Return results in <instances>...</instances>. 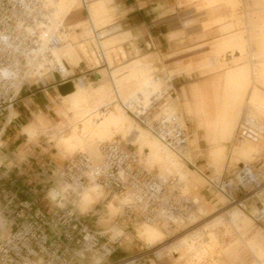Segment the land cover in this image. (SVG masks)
Returning a JSON list of instances; mask_svg holds the SVG:
<instances>
[{"label": "crops", "instance_id": "crops-1", "mask_svg": "<svg viewBox=\"0 0 264 264\" xmlns=\"http://www.w3.org/2000/svg\"><path fill=\"white\" fill-rule=\"evenodd\" d=\"M68 1L66 0V2ZM179 1L88 0L91 18L88 10L80 5L77 8L75 6L70 9L63 20L65 19V26L69 27L68 30L74 33L78 40L80 37H84L79 41L86 40L85 35L88 36L91 33L95 37L96 35L99 36L98 44L99 48L101 47L102 49L100 33L108 32L112 34V32L121 27L122 32L115 33L111 37L105 38L104 41L118 43L122 36L131 35L139 49L152 50L151 54L161 52L163 55L170 56L171 59H174L171 62L172 64L183 62L191 56L187 55L191 51L186 52L185 49L219 36L216 25L207 31L203 28V23L212 20L219 21L223 16V12H220L219 15L211 12L201 13V11H197L191 6L179 4ZM217 2L219 1L209 0L210 7L217 5ZM236 2L234 0L235 4ZM97 8L107 12H100L99 19L101 21H111L113 16L112 9H114L117 20L114 23L109 22L96 26L94 14ZM86 22L90 26L80 28ZM237 23L239 22L233 19L228 25L224 26V29H232ZM112 24H118V26L106 29ZM241 31H235L234 33ZM225 38L220 39L216 45L217 51L222 49L219 61L216 53H214L203 64L207 67L206 71L221 74L203 83L195 82L190 84H184L185 76L183 74L172 77L175 96H177L178 90L181 94L186 92L185 95L189 99L185 102V111L188 116H192L197 120L199 127L204 129L205 138L211 145L208 155L209 164L214 168V177L216 178L218 173L217 165L224 159L227 148L226 143L234 140L244 108L248 109V117L255 116L264 122V94L258 91V81L264 73V36L260 40V50L251 59L244 35ZM84 44L88 48L87 40L86 43L79 44L80 48ZM103 50L105 51V49ZM134 51L138 52L137 48H134ZM237 51L240 53L238 56L235 55ZM84 53L83 50L82 54L90 62L89 56ZM226 54H231L232 59H224ZM146 57L147 55L142 57L143 59H124L128 63H118L119 65H115V69L112 70L110 68L108 70H96L95 72L100 74L101 79L98 83H93L89 78L76 75V71L82 67L84 59L73 45H68V53L66 54L63 51V62L70 74L69 81L75 83L76 91L74 93L67 96H62L59 93L58 85L63 82L55 72L44 76L42 79L31 80L16 90L13 103L6 116L1 120V239L6 238L12 231L14 226L12 213L20 200H31L47 212L53 210L55 202L50 200V191L53 188L61 190V185L64 182L61 180L59 173L73 157L67 158V155L74 152V150L67 149L59 140L63 133L74 131L70 127L73 124L72 112L65 103H72L78 117H84V109H88L86 114H91L90 119L97 111L106 106L110 107L113 105L112 111L117 106L123 108L120 101H123V99L127 100L136 94L134 82L130 78L124 81V78L130 76V66L135 64L134 70L137 73V82L141 84L143 78L148 77V73L138 64L140 60H143L144 66L149 67L150 65L145 60ZM70 61L76 64H72ZM107 72L110 78L114 80L112 86L117 88L118 93L115 91V94L117 93L116 98L107 81ZM122 74L125 75L121 77ZM150 75H152L151 73H149V77L152 78L153 76ZM86 79L89 81L88 84ZM162 79L169 88L167 81L164 78ZM120 81L123 83L122 86L119 85ZM95 84L100 85L93 87L92 85ZM57 99H60L59 103H57ZM137 99H141L142 102L140 111L144 112L147 110L151 105L150 99H153L150 89L147 88L145 93L132 98L134 101ZM158 99L160 98H157L156 101ZM90 102L92 103L89 104ZM83 103L86 104L84 105ZM127 115L129 114L127 113ZM127 115L123 118L126 124L118 128H108L102 125L96 127L100 131L123 132L124 135L136 131L138 129L137 126ZM193 134L195 138L192 141L197 142V130ZM137 135L143 136V138L139 139H148L149 145H152L156 140L150 137L143 129L140 134L136 131V137ZM234 145L235 142L232 146ZM191 147L192 143L189 145V150L186 154L188 160H191L193 152ZM245 155L249 156L250 154L245 153ZM172 162L174 163L173 160ZM62 192L64 194L65 191ZM98 200H100V197L96 195L91 196V198L85 197L83 199V208L91 207ZM70 202L73 203L72 200ZM76 209L78 208L76 207ZM86 263L88 264L89 261H86Z\"/></svg>", "mask_w": 264, "mask_h": 264}, {"label": "built area", "instance_id": "built-area-1", "mask_svg": "<svg viewBox=\"0 0 264 264\" xmlns=\"http://www.w3.org/2000/svg\"><path fill=\"white\" fill-rule=\"evenodd\" d=\"M81 2L88 10V0ZM52 13L50 0H0V133L1 120L12 105L17 88L30 80H38L39 73L52 59L51 49L63 42V29L56 33L50 30ZM98 38L96 35L95 39ZM100 51L102 63L108 66L104 50L101 48ZM39 64L43 66L39 67ZM51 71L57 73L63 83L70 80L58 69ZM160 77L167 81L169 88L144 112L140 111L141 99L120 103L137 123L157 136L182 160L196 167L186 158L192 134L182 126L179 116L169 111L165 102L175 94L172 78L164 74ZM263 129L264 122L248 117L247 113L241 117L234 140L241 143L248 138L256 139L264 134ZM101 150L103 159L100 163L93 162L87 153L78 152L61 169L60 178L69 188L64 194L50 197L55 202L51 212L28 199L18 202L12 213V231L6 238H0V264H82L89 255L112 256L120 246L121 236L94 229L70 202L90 183L124 199L115 222V227L124 230L141 222L168 229L179 228L189 222L192 213H196L191 196L180 195L175 179L152 175L142 163L138 150L118 140L102 143ZM199 172L230 203L248 212L255 222H264L262 171L242 163L232 174L219 180L203 170ZM257 191L261 193L260 197L256 196ZM155 259L156 253L144 251L113 264H153Z\"/></svg>", "mask_w": 264, "mask_h": 264}, {"label": "rangeland", "instance_id": "rangeland-1", "mask_svg": "<svg viewBox=\"0 0 264 264\" xmlns=\"http://www.w3.org/2000/svg\"><path fill=\"white\" fill-rule=\"evenodd\" d=\"M71 1L72 0H69L67 3H70ZM218 1L219 2H217V5H215L214 7H210L209 0L179 1V4H185L186 6H191L195 8L197 11H201V13L211 12L212 14L214 13L219 15L220 12H223V16L219 21L212 20L210 22L203 23V28L207 31L211 29L214 25H216L217 26L216 29L219 36H217L216 38H212L211 40L206 41L204 43L194 45L185 49L186 52L191 51L190 53L187 54L191 56L188 57L183 62L180 61L171 64V62H173L174 59H171L170 56L168 57L167 55H163L161 52L151 54L152 50L139 49V47L134 42V39L131 35L122 36L121 40L118 43L116 42L110 43L104 41L105 38L111 37L115 33L122 32L123 30L121 29L120 26H119L120 29L112 32V34L111 33L108 35L105 34L104 37L101 36L102 38L100 41H101V45L103 46V49H105L104 53L106 57H108V63H109L108 66H104V64L102 63L101 51L97 44L99 40L94 41L95 36L92 35V33L88 36L85 35V38L87 40L88 52L90 51L89 53H91L93 51L96 53L95 58L98 60L100 64V67L98 69L92 68L90 62L82 54L83 48H80L79 44L83 42L86 43V40L83 41H79V40H82L84 37H80L78 40V37H75L74 33H72L70 30H67V33L63 35L65 41V50L63 51H65L67 54L68 45L74 46L75 50L84 59V62L82 63V67L76 71V75L80 77L89 78L91 82L96 81L94 80V77L92 75L96 70H102V69L108 70L109 68L110 70H112L115 69L114 67L118 63L121 62L122 63L124 62V64L128 63L125 62L126 59L129 60L131 58H135L136 56L139 57H136L135 59L137 58L140 59L147 55L145 60L150 66L145 67L144 66L145 63L143 60H140L138 65H141L140 67H143V70L146 73H148V77L143 78L141 84L138 83L137 73L136 70H134L135 64L130 66L131 69L130 76L125 77L124 81L130 78V80L134 82L135 84L134 91H136V94L127 100L123 99V101L128 102L132 100V98L138 96L139 94L145 93L146 89L149 88L150 93L153 96V99H150L152 103L154 100L162 96L164 91H166L165 90L166 88L168 89L167 85L163 82V79L160 77L162 74L166 75L169 78H172L175 75L183 74L185 76L184 84H190L195 82L203 83L212 79L214 76L221 74V73H213L210 71H206L207 67L203 64L214 53H216L217 59L219 61L220 55L222 53V49L217 51L216 45L218 41L224 37L230 38L236 35H244V39L246 41V45H247L246 47L248 49L250 59L254 56L256 52L260 50V43H261L260 40L264 36V0H236L237 1L236 4L234 3V0H218ZM65 2L66 0H60L59 5L57 6V14L61 20H63V18L65 17L64 15L68 13V9H67L68 5L65 4ZM80 5L81 4L78 0L77 4L74 3L73 7L76 6L75 8H77ZM101 11L107 13L105 10H100L98 8L96 9L94 14V20L96 21L95 22L96 26H100V24L101 25L107 24L109 22L114 23L115 20H117V16H115L114 14V9H112L113 16L111 18V21H101L99 19ZM232 15H234V17H232ZM233 19H236V21H238L239 23H237V25L232 29H224V26L228 25L229 22H231ZM89 26L90 24L86 22L82 24L80 28H85ZM114 26H118V24H112L106 29L113 28ZM78 30L81 31L80 29ZM235 31L236 32L241 31V32L234 33ZM100 34L102 35V32ZM134 48H137L138 50L137 53H135ZM70 62L72 64H76L73 63L72 61ZM149 73L152 74L150 75L153 76L152 78L149 77ZM108 74L109 73L107 72L106 73L107 81L109 82L113 90V95L116 98L117 93L115 94V91L117 92L116 90L117 88L116 86H112L113 85L112 82H114V80H112V78H110ZM124 75L125 74H122L121 77ZM100 77L101 76H99L98 78ZM72 79H74V77H72ZM86 83L87 84L89 83L88 79H86ZM99 85L95 84L92 86L97 87ZM119 85L122 86L123 83L120 81ZM258 89H259L258 91L264 94V73L263 76H261L258 81ZM88 93L91 94L90 91H88ZM185 93L181 94L180 91L178 90L177 96H175V94L172 96V98L169 96L165 100V102L169 106H173V105L176 106L177 109L176 114L179 116L180 122L183 124V127L186 128V130L192 134L189 143V145H191L192 143L191 149L193 150L190 162L195 164L196 167L192 166L188 162H185L184 160H181L174 152L167 149L160 142L157 143L155 148H152L149 147L148 139L147 140L139 139V138H143L142 135H137L136 137V131H138L140 134L142 129L139 127L138 123H136L131 118L130 115L127 116L138 128L136 129V131H132L128 133L131 134L132 140H128V138L126 137L127 134L124 135L123 132H104L98 130L97 127H94L92 119H90L91 114L90 115L86 114L88 112V109L86 108L84 109V113L86 117L85 116L78 117V114L75 112L72 103L71 102L65 103L67 108L72 112L71 115L73 117L72 119L73 124L70 127L71 129H74V131L72 132L68 131L63 133L59 139L60 142L67 149L74 150L73 153L67 155V158L74 156L78 152L82 151L88 153L93 161L100 162L102 160L100 143L107 141L118 140L122 142V144H124L125 146L136 150L138 149L139 145L144 146L146 149L151 150V152H153V154L155 155L154 158L156 160L155 163L158 164V167L147 168V170L152 175L158 176L159 173L162 174L167 164L169 166L172 165V160H173L175 164L178 163L177 164L178 171H171V172H175V174H180L182 176H193V178H195L194 175L199 176L203 182L198 186L197 189L196 188L192 189L186 195L191 196V198L193 197V195H198L200 197L201 204L207 206V209L209 210L207 214H202L197 212V207L195 208L196 214L198 215V222L196 224H191L188 222L179 228H172L169 230H165L163 227L159 225L167 236L165 243L162 245H158L157 247L148 246L145 242L138 240V238L135 236L136 234L135 227L138 224L135 225L133 228H129L127 230L119 228L123 230V234L121 235L120 246H118L116 252L112 254V256L98 257L94 255H89L85 260H83L85 261L84 263L83 261L81 262L82 264H85L86 261H89L88 264H113L114 262H116L121 258L136 255L144 251L156 253L157 259H155V263L153 262V264H191L190 260L186 259L185 257H181L180 259H177L179 255L174 254V251L181 252L184 249L185 242L183 243L182 242L174 243V242L178 238L187 235L194 229L203 227L206 223L220 216H222L225 219V221L223 224L219 225L215 230L217 235V244L215 245L214 250L208 253L202 259V261L200 262L195 261L194 264H264V222L261 223L255 222L248 214V212L242 210V212L248 215L253 221L251 226L246 227L247 230L242 235L244 236L243 238H247L248 241H252V244L254 243L253 248H249V247L247 248L245 244L242 242L237 230L234 229V227L228 221L229 218L228 211L239 208L235 206V204L230 203L226 197H224L217 190H215L205 179V177L199 172V170H203L204 172H207L210 175V177H214L215 171L214 168L209 164V156H208L209 150L211 149V145L208 143V141L205 138L204 129L198 126L197 120L194 117L187 115L185 111V102L187 99H189V97L185 95ZM59 102L60 99H57V103ZM91 103L92 102H90L89 104ZM83 104L85 105L86 103ZM110 108L111 110L109 111L111 112L113 105H111ZM102 110H106V107L102 108ZM243 112H244L243 115L247 114L248 109L244 108ZM179 113L183 114L184 120L183 117L179 115ZM196 130H197V136H196L197 142H193L192 139L195 138V135L193 133L196 132ZM234 142L237 143L235 140L226 143L227 148L223 157L224 159L217 165V171H218L217 178L225 177L227 176V174H232L239 164L248 163V162H251L250 164L254 168L258 169V171H262L264 173V166H262L264 165V140L258 142L247 141L244 145L239 144L232 146ZM153 144H155V142ZM245 153H249L250 155L246 156ZM161 162H163L162 168L159 165V163ZM61 186H62L60 188L61 190L63 189L64 186L67 189L69 188L64 183ZM67 189L65 190V192L67 191ZM88 189L85 191V193L81 198L79 196L73 198L72 200V202L76 205L75 208L76 207L78 208L79 206V209H76L77 213L80 214L81 218L84 219L86 223L92 225L94 229L99 231H108L110 234H112L111 230L108 227L109 225L98 223L100 217H107L105 204L107 203L108 200L105 197H107L110 194L106 192L105 196L101 200L95 202L96 204L93 203L94 205L92 204L91 207H87L86 209H84L83 208L84 195L88 191L86 198H89L93 196L95 191L93 188H88ZM178 191L180 195H184L180 192L179 188ZM255 193H257L256 196L258 197L261 196V193H258V191ZM253 210L254 209H252V211ZM110 212H113V210L110 209ZM118 214L115 215L113 218H111L110 224L112 226H115V222L117 221ZM102 221L106 222L107 220H102ZM127 236L130 237L128 240L126 239ZM172 243L174 244L172 245L171 250H166L161 257L158 256L157 253L158 250ZM230 245H232V253L230 257L226 258L224 251Z\"/></svg>", "mask_w": 264, "mask_h": 264}, {"label": "bare ground", "instance_id": "bare-ground-1", "mask_svg": "<svg viewBox=\"0 0 264 264\" xmlns=\"http://www.w3.org/2000/svg\"><path fill=\"white\" fill-rule=\"evenodd\" d=\"M77 1L78 0H72L70 3L65 2V4L68 5L67 6L68 11L70 9H72V7L74 6V3L77 4ZM59 3H60V0H50V4L53 7L50 30H51V32L56 33L58 30L63 29L62 30L63 32L62 31L61 32L64 35L65 33H67V30L69 29V27L65 26V24H64L65 19L61 20L57 14V6L59 5ZM80 3L82 6L81 0H80ZM89 7H90V3L88 5V12H89V15L91 18V12H90ZM105 34L108 35L109 33L108 32L103 33L101 36H105ZM62 40H63V42L61 45L53 47L51 49L52 59H51V61H49V65H47L49 67L46 66L44 68V71L39 73L40 74L39 79H42L44 76H48V75L52 74V71H51L52 69H58L62 72L64 77H70V74H69V72H68V70H67V68L63 62V50L65 48V41H64L63 37H62ZM94 41H95V39H94ZM97 44H98V42H97ZM98 46H99V44H98ZM82 48L91 60L90 61L91 67L98 69L100 67V64H99L98 60L95 58L96 53L93 51L91 53H89L90 51L88 52V48L85 46V44L82 45ZM135 53H137V52H135ZM235 55L238 56V55H240V53L237 51L235 53ZM224 59H226V60L232 59L231 54H226L224 56ZM50 62H52V63H50ZM38 66L41 67V66H43V64H39ZM92 75L94 77V80H96V81H92V82L98 83L101 79V77L98 78L100 76V74H98V72H95ZM19 87L17 89H19ZM75 91H76V86L74 83V89L72 92L67 93V94H61L60 92L59 93L62 96H67V95L74 93ZM109 110H111V108L109 106H106V110L101 109L94 114V116L92 117L94 127H96L98 125H102V126L108 127V128H118V127L126 124L123 118L126 117L127 112L123 108L117 106L116 108L113 109V111L110 112ZM169 111L176 113V111H177L176 106L175 105L169 106ZM179 115L181 117H183L182 113H179ZM252 117H254L256 119L255 116H252ZM183 120H184V117H183ZM138 125L141 129H143L145 132H147L150 137L156 139L154 141L155 144L149 145V147L155 148L157 143H159V142L163 146H165L157 136H155L153 133H151L145 127L141 126L139 123H138ZM182 126H183V124H182ZM126 137L128 138V140H132L131 134H127ZM263 140H264V134H260L259 136L256 137V139H249L248 138V139H245L241 143H235V145H239V144L244 145L247 141L258 142V141H263ZM102 143H104V142L100 143V150H101V144ZM166 148L169 149L168 147H166ZM137 150L141 156V161L146 168L158 167V164L155 163V161H156L154 158L155 155L153 154V152H151V150H148L144 146H141V145L138 146ZM169 150L172 151L171 149H169ZM80 152H82V151H80ZM172 152H174V151H172ZM84 153H86V152H84ZM101 154H102V150H101ZM175 154L181 159V157L177 153H175ZM102 159H103V154H102ZM93 162H95V161H93ZM100 162H95V163H100ZM250 163L251 162H248L246 164H250ZM162 164H163V162L159 163L161 168H162ZM177 164L178 163L175 164L173 162H172L171 166H169L167 164L164 172L162 174L159 173L158 176L160 178H164V179H168V178L175 179L176 184H177L178 188L180 189V192L182 194L186 195L192 189H194V188L197 189L198 186L203 181L197 175H194L196 178V180H195V178H193V176H182L180 174H175V172H171V171H178V165ZM262 166H264V165H262ZM168 175H171V176H168ZM214 179L219 180L220 178L214 177ZM88 188H93L95 190L93 195L99 196L100 200L105 196L106 192L100 186H98L96 183H90L86 187H84L83 190L80 192V195H79L80 198L83 196V194L85 193V191ZM66 189L67 188L64 187L63 190L65 191ZM58 193H62L61 190L53 188L50 191V197L55 198ZM87 193H88V191L84 195L83 199L87 196ZM89 198H91V197H89ZM105 198H107V200H108L107 203L105 204L107 217H100L101 219L99 218L98 223L104 224V225H109L108 227L111 230V232H113L114 235L121 236L123 234V230H121L115 226H112L110 224V221H111V218H113L115 215H117L121 211L122 205L124 203V199L117 196V195L116 196L108 195ZM192 199L195 202V206L197 207V212L202 213V214L208 213L209 210L207 209V206H205L204 204L203 205L201 204V200H200V197L198 195H193ZM77 206H78V204H77ZM78 209H79V206H78ZM110 209H112L113 212H110ZM228 215H229L228 221L234 227V229L237 230V232L239 233L240 238H241L242 242L245 244V246L247 248L248 247L253 248L254 243L252 244V241H248L247 238H243L244 236H242L247 230L246 227L252 225V222H253L252 219L248 215L244 214L241 209L230 210V211H228ZM102 220H107V221L105 222ZM224 221H225V219L222 216L214 218L212 221L206 223L203 227H201V228L199 227L197 229H194L193 231H191L187 235L178 238L174 243L185 242V245H184V249L181 252H175L174 251V254L179 255L177 257V259H180L181 257H185L186 259L190 260L191 264H194L195 261H198V262L202 261V259L208 253H210L212 250H214L215 245L217 244V235H216L215 230L219 225L223 224ZM197 222H198V215L196 213H192L190 216V219H189V223L196 224ZM164 229L169 230L168 228H164ZM135 231H136L135 236L138 238V240L145 242L148 246H151V247H157L158 245L164 244L166 241V236H167L166 233L162 230V228L159 225H157L155 223L141 222L135 227ZM129 238H130L129 236L126 237L127 240ZM174 243H172L168 246H165L162 249L158 250L157 251L158 256L161 257L165 253L166 250H171V247ZM224 252H225L226 258L230 257L231 253H232V245H230L227 249H225Z\"/></svg>", "mask_w": 264, "mask_h": 264}, {"label": "water", "instance_id": "water-1", "mask_svg": "<svg viewBox=\"0 0 264 264\" xmlns=\"http://www.w3.org/2000/svg\"><path fill=\"white\" fill-rule=\"evenodd\" d=\"M61 94H67L73 91L74 84L72 81H67L58 85Z\"/></svg>", "mask_w": 264, "mask_h": 264}]
</instances>
